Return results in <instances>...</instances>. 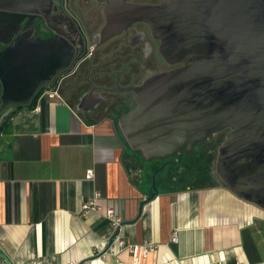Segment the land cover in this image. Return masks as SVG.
Masks as SVG:
<instances>
[{
	"label": "crops",
	"instance_id": "crops-1",
	"mask_svg": "<svg viewBox=\"0 0 264 264\" xmlns=\"http://www.w3.org/2000/svg\"><path fill=\"white\" fill-rule=\"evenodd\" d=\"M93 95L79 93L73 106L46 90L34 110L10 112L1 128L0 263L264 264V209L220 179L158 187L145 202L162 161H146L127 144L120 118L131 109L102 107ZM97 193L99 210L84 215ZM109 207L123 220L118 230ZM116 233L155 251L138 262L126 250L105 253Z\"/></svg>",
	"mask_w": 264,
	"mask_h": 264
},
{
	"label": "water",
	"instance_id": "water-1",
	"mask_svg": "<svg viewBox=\"0 0 264 264\" xmlns=\"http://www.w3.org/2000/svg\"><path fill=\"white\" fill-rule=\"evenodd\" d=\"M122 7L121 16L111 13L113 35L145 23L160 42L163 59L181 64L139 86L98 88L137 95L120 118L129 147L149 162L181 158L229 129L216 174L243 200L264 209V0H167ZM10 20L0 11L1 42H8L18 25L9 31ZM73 51L64 38L26 37L1 52V100L30 105L43 86L71 66ZM152 177L147 203L159 193Z\"/></svg>",
	"mask_w": 264,
	"mask_h": 264
},
{
	"label": "flooded vegetation",
	"instance_id": "flooded-vegetation-1",
	"mask_svg": "<svg viewBox=\"0 0 264 264\" xmlns=\"http://www.w3.org/2000/svg\"><path fill=\"white\" fill-rule=\"evenodd\" d=\"M166 1L125 0V4L118 5V0H0V11L8 13L11 19L9 31L18 24L8 42L0 41V53L26 37L67 39L74 47L71 66L57 73L39 94L58 89L66 95L70 104L78 106L79 93H98L93 95V99L102 107L131 109L137 101L135 93L116 95L98 88L139 86L148 78L176 69L181 64L171 65L163 59L160 42L145 23H134L113 35L109 29L113 21L111 13L121 16L125 12L122 6H156ZM6 7L9 10L4 9ZM117 7L120 8L116 10ZM0 39L4 37L0 36ZM2 95L0 84V111L3 108L0 131L9 121L10 112L23 106L4 102ZM229 133L228 129L212 134L191 154H183L181 158L176 155L161 160L153 173L157 190L158 187L171 190L193 185L199 170L205 166L203 163L216 151L219 155V149ZM202 145L199 157L193 159L197 148Z\"/></svg>",
	"mask_w": 264,
	"mask_h": 264
},
{
	"label": "built area",
	"instance_id": "built-area-1",
	"mask_svg": "<svg viewBox=\"0 0 264 264\" xmlns=\"http://www.w3.org/2000/svg\"><path fill=\"white\" fill-rule=\"evenodd\" d=\"M58 88V87H57ZM58 89L55 90L57 92ZM86 177L88 180L93 179L94 177V171L93 170H88ZM100 194H96L95 198L92 201L86 202L83 204L82 211L84 215L89 214L90 212H96L99 210V207L96 206L97 200L100 199ZM106 218L110 221L112 224L113 228L115 230H118L122 226V218L117 214L114 208L109 207L106 212ZM171 241L173 243L178 242V237L176 234L172 236ZM123 250H126L131 253L135 261H140L141 259L147 258L149 254L153 251H155V247H150L149 246H137L133 245L130 243H127L124 239L121 238H116L113 243H111L109 246H107L105 253L110 252V253H116V252H121ZM0 264H8L7 262H1ZM35 264H49L48 262H45L44 260H37ZM90 264V263H87Z\"/></svg>",
	"mask_w": 264,
	"mask_h": 264
},
{
	"label": "rangeland",
	"instance_id": "rangeland-1",
	"mask_svg": "<svg viewBox=\"0 0 264 264\" xmlns=\"http://www.w3.org/2000/svg\"><path fill=\"white\" fill-rule=\"evenodd\" d=\"M152 76V75H151ZM204 145L197 148L196 154L192 157L193 159L199 157V152H201V149ZM218 157V152L216 151L205 163H203V166L201 170H199L198 174L196 175L197 179L195 183L191 186H199V185H205V184H211L218 181V176L216 174V160ZM191 161V160H190ZM188 161L189 163H191ZM209 163V165H207Z\"/></svg>",
	"mask_w": 264,
	"mask_h": 264
},
{
	"label": "trees",
	"instance_id": "trees-1",
	"mask_svg": "<svg viewBox=\"0 0 264 264\" xmlns=\"http://www.w3.org/2000/svg\"><path fill=\"white\" fill-rule=\"evenodd\" d=\"M42 93H40L37 98H35V100L33 101L32 104L28 105V106H22L20 107L18 110H16L14 113L22 111V110H34L35 109V105H36V101L39 99V97L41 96ZM10 119V117H9Z\"/></svg>",
	"mask_w": 264,
	"mask_h": 264
}]
</instances>
